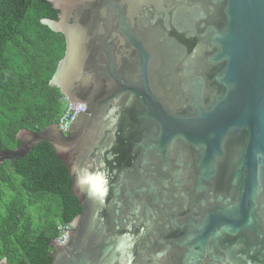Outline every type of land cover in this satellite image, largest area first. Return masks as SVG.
Returning a JSON list of instances; mask_svg holds the SVG:
<instances>
[{
	"label": "water",
	"instance_id": "obj_1",
	"mask_svg": "<svg viewBox=\"0 0 264 264\" xmlns=\"http://www.w3.org/2000/svg\"><path fill=\"white\" fill-rule=\"evenodd\" d=\"M50 1L51 83L86 111L0 164L66 166L82 211L51 264H264V0Z\"/></svg>",
	"mask_w": 264,
	"mask_h": 264
},
{
	"label": "trees",
	"instance_id": "obj_2",
	"mask_svg": "<svg viewBox=\"0 0 264 264\" xmlns=\"http://www.w3.org/2000/svg\"><path fill=\"white\" fill-rule=\"evenodd\" d=\"M50 0H0V150L19 146L22 130L58 124L64 96L52 85L66 52ZM82 207L64 163L48 143L24 158L0 164V262L51 264L59 226L71 225Z\"/></svg>",
	"mask_w": 264,
	"mask_h": 264
},
{
	"label": "built area",
	"instance_id": "obj_3",
	"mask_svg": "<svg viewBox=\"0 0 264 264\" xmlns=\"http://www.w3.org/2000/svg\"><path fill=\"white\" fill-rule=\"evenodd\" d=\"M65 101V111L62 117L59 120L58 126L64 132L67 133L72 126L73 122L76 120L79 112H85L86 106L84 104L72 105L71 102L68 101L64 97ZM72 229L71 225L67 226H59L60 236L56 241L59 245H64L68 242V234L67 232Z\"/></svg>",
	"mask_w": 264,
	"mask_h": 264
},
{
	"label": "flooded vegetation",
	"instance_id": "obj_4",
	"mask_svg": "<svg viewBox=\"0 0 264 264\" xmlns=\"http://www.w3.org/2000/svg\"><path fill=\"white\" fill-rule=\"evenodd\" d=\"M237 264H242V262H240V263H237Z\"/></svg>",
	"mask_w": 264,
	"mask_h": 264
},
{
	"label": "rangeland",
	"instance_id": "obj_5",
	"mask_svg": "<svg viewBox=\"0 0 264 264\" xmlns=\"http://www.w3.org/2000/svg\"><path fill=\"white\" fill-rule=\"evenodd\" d=\"M53 86H55V84H53Z\"/></svg>",
	"mask_w": 264,
	"mask_h": 264
}]
</instances>
